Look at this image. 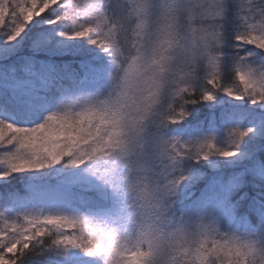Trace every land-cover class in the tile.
Instances as JSON below:
<instances>
[{"label":"snow or ice","instance_id":"obj_1","mask_svg":"<svg viewBox=\"0 0 264 264\" xmlns=\"http://www.w3.org/2000/svg\"><path fill=\"white\" fill-rule=\"evenodd\" d=\"M0 264H264V0H0Z\"/></svg>","mask_w":264,"mask_h":264},{"label":"trees","instance_id":"obj_2","mask_svg":"<svg viewBox=\"0 0 264 264\" xmlns=\"http://www.w3.org/2000/svg\"><path fill=\"white\" fill-rule=\"evenodd\" d=\"M258 63L260 61H257ZM232 71L223 70L225 82H231ZM218 101V100H217ZM260 110L248 104H229L225 102L200 103L194 106L186 119L178 125H171L167 134L183 139V132L191 129H198L210 133V126H215L221 133L225 143V130L229 127L253 126L250 120L251 115L258 114ZM247 139V138H246ZM39 261L43 257H34Z\"/></svg>","mask_w":264,"mask_h":264},{"label":"rangeland","instance_id":"obj_3","mask_svg":"<svg viewBox=\"0 0 264 264\" xmlns=\"http://www.w3.org/2000/svg\"><path fill=\"white\" fill-rule=\"evenodd\" d=\"M231 66H232L231 59H226L225 63H224L223 70H231ZM217 100L220 102H225V103H229V104H247L246 101L233 100L232 98L226 96L223 93H220L217 96V99L215 102H218ZM248 105L253 107V108H258V106H255V105H250V104H248ZM259 110L261 111V109H259ZM209 128H210V133H205V132L198 130V129L197 130L196 129L187 130V131L183 132V140L195 139V138L211 135V136L216 137L217 143L223 145L224 141H223V137H222L220 131L215 126H210Z\"/></svg>","mask_w":264,"mask_h":264}]
</instances>
